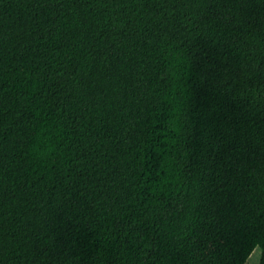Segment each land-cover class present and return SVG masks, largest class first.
Returning <instances> with one entry per match:
<instances>
[{
  "label": "trees",
  "instance_id": "obj_1",
  "mask_svg": "<svg viewBox=\"0 0 264 264\" xmlns=\"http://www.w3.org/2000/svg\"><path fill=\"white\" fill-rule=\"evenodd\" d=\"M264 264V0H0V264Z\"/></svg>",
  "mask_w": 264,
  "mask_h": 264
},
{
  "label": "rangeland",
  "instance_id": "obj_2",
  "mask_svg": "<svg viewBox=\"0 0 264 264\" xmlns=\"http://www.w3.org/2000/svg\"><path fill=\"white\" fill-rule=\"evenodd\" d=\"M260 248L257 246L250 256L247 258L246 262L244 264H258L259 257H260Z\"/></svg>",
  "mask_w": 264,
  "mask_h": 264
}]
</instances>
